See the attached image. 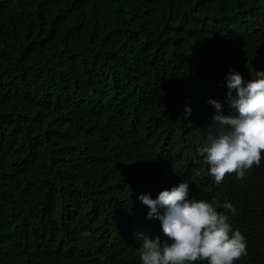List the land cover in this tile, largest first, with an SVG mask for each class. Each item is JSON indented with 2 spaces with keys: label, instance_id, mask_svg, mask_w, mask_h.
<instances>
[{
  "label": "trees",
  "instance_id": "trees-1",
  "mask_svg": "<svg viewBox=\"0 0 264 264\" xmlns=\"http://www.w3.org/2000/svg\"><path fill=\"white\" fill-rule=\"evenodd\" d=\"M232 70L264 71V0H0V264H141L138 195L182 179L264 264V153L216 184L196 151Z\"/></svg>",
  "mask_w": 264,
  "mask_h": 264
},
{
  "label": "clouds",
  "instance_id": "clouds-1",
  "mask_svg": "<svg viewBox=\"0 0 264 264\" xmlns=\"http://www.w3.org/2000/svg\"><path fill=\"white\" fill-rule=\"evenodd\" d=\"M225 82L228 112L222 110L220 100H207L215 111L196 149L216 184L226 173L244 177L245 170L258 165L264 153V71H257L255 79L245 80L239 71L232 70L226 73ZM184 112L190 115L191 107L185 105ZM199 173L200 169H196L195 174ZM189 194L190 183L182 179L159 191L155 198L150 193L138 195L148 207L147 217L160 221L166 237L162 241L159 234L137 233L141 264H192L197 260L233 264L247 254L244 235L233 227L228 213L218 211L222 207L234 213L233 203L218 205L214 200L189 198ZM104 261L105 257L100 256L99 264Z\"/></svg>",
  "mask_w": 264,
  "mask_h": 264
}]
</instances>
